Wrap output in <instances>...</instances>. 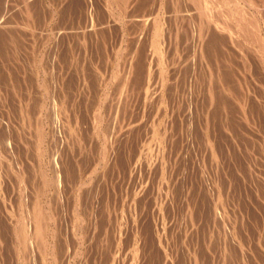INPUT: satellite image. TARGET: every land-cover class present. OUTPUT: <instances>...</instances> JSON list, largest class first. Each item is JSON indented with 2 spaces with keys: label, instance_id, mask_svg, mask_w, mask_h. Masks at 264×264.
<instances>
[{
  "label": "rangeland",
  "instance_id": "374dc122",
  "mask_svg": "<svg viewBox=\"0 0 264 264\" xmlns=\"http://www.w3.org/2000/svg\"><path fill=\"white\" fill-rule=\"evenodd\" d=\"M191 1L0 0V264H264V0Z\"/></svg>",
  "mask_w": 264,
  "mask_h": 264
},
{
  "label": "bare ground",
  "instance_id": "6f19581e",
  "mask_svg": "<svg viewBox=\"0 0 264 264\" xmlns=\"http://www.w3.org/2000/svg\"><path fill=\"white\" fill-rule=\"evenodd\" d=\"M119 1H121V0H119ZM191 1V0H190ZM233 1V0H232ZM235 1V0H234ZM244 1V0H243ZM117 2V1H116ZM191 2H193L194 3V5H195V7L197 8V9H195V12L196 13H198V15L200 16V17H203L204 19V22L203 23H205V21L206 22H210L209 20H212L213 22L216 20V18L215 19H213L214 18V16L215 15H217V14H219V16L217 17V19L218 18H220V15L222 16V17H224L225 19L227 18V17H231V15H229L228 14V12H230V11H228V10H226L227 12V14H225L224 12H225V7H228V9H229V1H226V0H221V1H219V0H192ZM236 2V1H235ZM119 2H117L116 4H118ZM122 3V2H121ZM120 3V4H121ZM231 4V3H230ZM234 5V9H235V14H236V12H239V16H238V14L236 15V16H238V18L239 19H241L242 18V20L241 21H243V24H241V23H239V24H241V25H243L242 27V29H245V27L246 26H248V29H252L253 28V23H252V19H250L248 16H245V13H246V11L245 12H243V10L241 9V7H239L240 5H238L237 3H233ZM122 5H123V3H122ZM243 5V4H242ZM252 5V4H251ZM231 6H232V4H231ZM232 6V7H233ZM224 9V11H223V9ZM190 8H192V7H190ZM194 8V7H193ZM193 8H192V10H193ZM198 12H197V11ZM230 10H231V7H230ZM232 11V10H231ZM248 11V13H249V11L250 10H247ZM194 12V11H193ZM233 12V11H232ZM190 13H192V12H189V14ZM234 13V12H233ZM240 13H241V16H240ZM253 13V12H252ZM229 15V16H228ZM233 15V14H232ZM249 15V14H248ZM213 18H212V17ZM254 16V15H253ZM199 17V18H200ZM252 17V16H251ZM237 18V19H238ZM247 18V19H246ZM254 18V17H253ZM132 19V18H131ZM130 19V20H131ZM137 19H139V18H137ZM135 20V19H134ZM202 20V21H203ZM220 20H221V18L220 19H218V21L220 22ZM236 20V19H235ZM202 21H200V22H202ZM237 21V20H236ZM239 21V20H238ZM254 21H255V19H254ZM253 21V22H254ZM215 22H217V20L215 21ZM227 22H229V21H227ZM235 22V21H234ZM224 23V22H223ZM255 23H256V21H255ZM254 23V24H255ZM209 24V23H208ZM214 23H212V25H213ZM216 24H218V23H216ZM219 24H221V23H219ZM229 24V23H228ZM245 24V25H244ZM226 25V24H225ZM233 25V24H232ZM258 25V24H257ZM198 26L199 27H197L198 28V30L199 31H201V27H203L202 26V24L200 23V24H198ZM205 26V25H204ZM207 26V25H206ZM216 26V25H215ZM222 26V25H221ZM224 26V25H223ZM228 26V25H227ZM217 27H218V25L216 26V29L215 30H217ZM220 27V26H219ZM232 27V26H231ZM237 27V26H236ZM236 27H234V28H236ZM241 27V26H240ZM24 28V27H23ZM22 28V29H23ZM25 28H27V27H25ZM206 28V29H205ZM209 28V27H208ZM212 28V27H211ZM224 28H226L225 26H224ZM224 28H221L220 27V29H218V32L219 31H222ZM238 28V27H237ZM254 28H256V27H254ZM227 29L228 30H226L227 32L230 30L228 27H227ZM239 29V28H238ZM203 30V29H202ZM204 30H207V27H204ZM239 30H241V29H239ZM238 30V31H239ZM212 31V30H211ZM245 31H247L246 29H245ZM257 31V29L256 30H251V32H249V36H251V37H253V39H251L252 41H254V39H255V42L257 41V43L260 45V48H262L263 50H264V42L261 40V38L259 37V34H258V32H256ZM259 31V30H258ZM217 32V31H216ZM200 33V32H199ZM210 33H214V32H210ZM209 33V34H210ZM221 33V32H220ZM238 33V32H237ZM245 33V32H244ZM228 34H232V33H230V31H229V33ZM247 34V33H246ZM245 34V35H246ZM219 35V34H218ZM206 36V35H205ZM248 36V37H249ZM220 38H221V36H220ZM244 38V37H243ZM246 39V38H245ZM244 39V40H245ZM248 39V38H247ZM207 40V39H206ZM231 40V39H230ZM217 41V40H216ZM219 42H221V41H219ZM206 42H205V40H204V44H205ZM250 43V42H249ZM159 40L157 41V39H155L154 40V47H153V49H154V52L156 53V50L158 51V49L156 48V47H158L159 45ZM160 46H161V44H160ZM218 46V45H217ZM222 47V46H221ZM160 49V48H159ZM221 49V48H220ZM157 53H159V52H157ZM161 53V52H160ZM264 54V53H263ZM163 55L165 56V54L163 53ZM161 55L159 54V56H157L156 55V60H155V63H154V65H156V67H157V70H158V73H159V81H161L162 79H163V76H164V72L165 71H163L164 69H163V65H161V63H160V61L161 60H165L164 58H162V57H160ZM193 59V58H192ZM162 62V61H161ZM160 64V65H159ZM166 77V76H165ZM167 78V77H166ZM161 79V80H160ZM165 79V78H164ZM163 79V81L165 82V80ZM168 80V79H167ZM219 82V81H218ZM161 83H162V81H161ZM160 83V85H162ZM146 84L148 85V87H149V80H147L146 81ZM154 85V87H155V90L154 91H157L156 93L157 94H159L160 93V91H161V88H164V86H162V87H160V85H156V83L155 84H153ZM227 85H228V82H227ZM229 86V85H228ZM175 87H176V85H175ZM208 87V86H207ZM225 87V86H224ZM226 89H229L228 87H225ZM146 89H148V88H146ZM225 89V90H226ZM210 90V89H209ZM213 90V89H212ZM211 90V91H212ZM171 91V90H170ZM213 92V91H212ZM223 92V91H222ZM231 92V91H230ZM214 93V92H213ZM226 93V92H225ZM143 94H144V98L145 97H147L148 96V98H150L151 97V95H148L147 94V91L146 90H144V92H143ZM172 94V93H171ZM212 94V93H211ZM222 94H224V92L222 93ZM231 94H232V92H231ZM217 95V94H216ZM208 96V95H207ZM206 96V97H207ZM210 96V95H209ZM160 97V96H159ZM151 98H153V97H151ZM209 98H212V97H209ZM147 99V98H146ZM163 99V98H162ZM213 99V98H212ZM215 99V98H214ZM152 101V100H151ZM150 101V102H151ZM161 101V100H160ZM209 101V100H208ZM163 105V104H162ZM160 106H161V103H160ZM159 107V106H158ZM156 112H157V110H156ZM96 114H98V112L96 113ZM155 114H157V113H155ZM158 115V114H157ZM95 116H97V115H95ZM98 117V116H97ZM97 117H95V120H96V118ZM100 118V117H99ZM158 118V117H157ZM100 120V119H99ZM122 124V123H121ZM123 127V126H122ZM110 128V127H109ZM117 131V130H116ZM108 132V131H107ZM154 132H155V130H154ZM154 132H153V134H154ZM163 133H165V130H164V132ZM158 133H155V135H157ZM107 135V134H106ZM109 136L111 137V134H109ZM39 137H41V135L39 136ZM116 137V136H115ZM159 138H161L162 137V135H161V137L160 136H158ZM105 138V137H104ZM107 138H108V136H107ZM111 139V138H110ZM115 139V138H114ZM108 140V139H107ZM105 141V140H104ZM103 141V147L105 146V142ZM114 141V140H113ZM110 141H108V144H111L112 143V141L109 143ZM155 144V143H154ZM109 146H111V145H109ZM154 146V145H153ZM151 147V145H149L148 143H141V145L139 146V148H138V151H139V153L137 154V152L135 153V159H136V161H138V162H141V155L143 154V157H145L147 154H152V152H151V149H155L156 150V152H157V150L158 151H160L159 149V146H157L156 148H154V147ZM157 148H159V149H157ZM107 149H109V147H107ZM104 150H105V148H104ZM106 151V150H105ZM102 154H103V152H102ZM156 154V153H155ZM105 155V154H104ZM159 155V154H158ZM104 157V156H103ZM149 157V156H148ZM154 157V156H153ZM159 157V156H158ZM150 158H152V157H149V159ZM145 159V158H144ZM157 159V158H156ZM159 159V158H158ZM152 160H155V157H154V159H152ZM148 161L149 160H147V164H148ZM156 161V163H157V161L158 160H155ZM152 163V161H149V163ZM159 163H160V161H158ZM131 165V164H130ZM151 164H149V165H147V166H150ZM156 165H159V164H156ZM149 168V167H148ZM149 170H150V168H149ZM163 172V171H162ZM35 203H38L37 201L35 202ZM35 203H33L32 205H33V207H31V209H30V211H28V215H30V217H29V219L28 220H31V228H30V230H26L27 232L29 231V232H31V233H33V234H35L37 237H39V240L42 242L43 240H42V238H43V236H44V234H45V232H44V230H45V227L43 228V222H45L44 220H47V218H46V215H45V213H44V211L43 210H41V208H40V206H38L37 204H35ZM39 204V203H38ZM35 205H37V206H35ZM35 207V208H34ZM48 208V207H47ZM43 209V208H42ZM46 209V208H45ZM47 210H49V209H47ZM47 212V211H46ZM31 215H32V217H31ZM52 215V214H51ZM51 215H50V217H51ZM35 219V221L33 220V219ZM43 218V219H42ZM50 220L52 219V218H49ZM42 220V221H41ZM23 221V220H22ZM25 221V220H24ZM24 223H26V221L24 222ZM48 223H50V222H48ZM40 225V226H39ZM47 224H45V226H46ZM49 225V224H48ZM19 227V226H18ZM17 227V228H18ZM27 227V226H26ZM26 227H25V229H26ZM29 228V227H28ZM43 228V229H42ZM48 229V228H47ZM18 230V229H17ZM20 232H21V234H23L22 233V229L19 231V234H20ZM23 232H25V231H23ZM18 233V232H17ZM47 234V233H46ZM26 236H27V234H25ZM25 235H23V236H25ZM21 236V235H20ZM22 236V238H23V240L24 241H26L25 239H26V236L25 237H23ZM46 236V235H45ZM51 236H53V235H51ZM45 238V237H44ZM46 241V240H45ZM25 243V242H24ZM43 243H44V241H43ZM42 243V244H43ZM45 243H47V242H45ZM23 244V243H22ZM25 245V244H24ZM23 245V246H24ZM25 246H27V245H25ZM48 247V246H47ZM53 247V246H52ZM134 247V246H133ZM25 248V247H24ZM23 248V249H24ZM26 249V248H25ZM43 249H45V246H43ZM49 249V248H48ZM27 250V249H26ZM25 250V251H26ZM23 251V250H22ZM45 252V251H44ZM58 253V252H57ZM52 254V253H51ZM56 254V253H55ZM24 255V254H23ZM56 255H58V254H56ZM55 255V256H56ZM51 256V255H50ZM54 256V255H53ZM53 258V257H52ZM25 259V258H24ZM56 261H57V259H56Z\"/></svg>",
  "mask_w": 264,
  "mask_h": 264
}]
</instances>
